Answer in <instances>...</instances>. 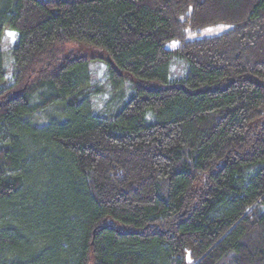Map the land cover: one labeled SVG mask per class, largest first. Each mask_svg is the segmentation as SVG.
<instances>
[{
	"label": "trees",
	"instance_id": "16d2710c",
	"mask_svg": "<svg viewBox=\"0 0 264 264\" xmlns=\"http://www.w3.org/2000/svg\"><path fill=\"white\" fill-rule=\"evenodd\" d=\"M0 264H264V0H0Z\"/></svg>",
	"mask_w": 264,
	"mask_h": 264
},
{
	"label": "rangeland",
	"instance_id": "374dc122",
	"mask_svg": "<svg viewBox=\"0 0 264 264\" xmlns=\"http://www.w3.org/2000/svg\"><path fill=\"white\" fill-rule=\"evenodd\" d=\"M230 26L228 24H224V23H220V24H216V25H210V26H205L202 27L196 31H189L187 33V38L188 39H193V38H199V37H205V36H212V35H216L219 34L221 32H223L224 30H227ZM15 41V33L12 30L9 29H5L3 31L2 34V48L5 52V54L8 56L11 46L13 45ZM178 45V41L177 40H171L169 41L166 46L168 48H175ZM81 46L80 45H76V44H68L65 45V51H69V50H87L84 47H82V49H80ZM171 74L173 76L179 75L180 73L183 72L182 69V65L181 63H179L178 61H175L174 63H172L171 67ZM91 71H92V82L93 85L95 84H100V85H106V74H105V70H104V65L101 62H97V63H93L91 65ZM102 97L105 99L107 97V93H103L102 95H98L95 100H92V107H98L101 106L102 101L104 99H102Z\"/></svg>",
	"mask_w": 264,
	"mask_h": 264
}]
</instances>
